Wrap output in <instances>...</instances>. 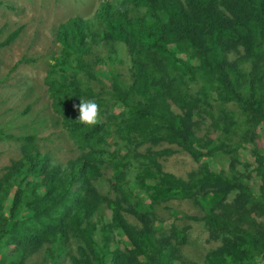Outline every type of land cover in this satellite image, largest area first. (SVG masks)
<instances>
[{
    "label": "trees",
    "instance_id": "trees-1",
    "mask_svg": "<svg viewBox=\"0 0 264 264\" xmlns=\"http://www.w3.org/2000/svg\"><path fill=\"white\" fill-rule=\"evenodd\" d=\"M55 40L45 83L78 155L52 163L35 134L0 129L21 148L0 174V264H198L180 252L185 229L155 211L181 198L220 242L202 264H263L264 0H105ZM162 143L198 167L164 171Z\"/></svg>",
    "mask_w": 264,
    "mask_h": 264
},
{
    "label": "rangeland",
    "instance_id": "rangeland-1",
    "mask_svg": "<svg viewBox=\"0 0 264 264\" xmlns=\"http://www.w3.org/2000/svg\"><path fill=\"white\" fill-rule=\"evenodd\" d=\"M103 1L0 0V41L22 27L12 42L0 48V129L13 138L35 134L38 149L47 153L52 163L65 164L69 158L78 155L61 123L54 122L56 117L45 83L48 63L57 55L59 47L55 40L56 30L70 17H93ZM96 68L101 73L100 78L109 82L104 67ZM204 130L202 127L201 133ZM263 143L264 140L259 141L260 145ZM19 145L15 139H0V174L3 167L20 158ZM166 147L173 151L159 158L164 171L185 179L198 167V163L176 145L162 143L152 148ZM242 151V157L252 162L248 151ZM212 167L218 169L219 166L213 164ZM253 179L252 188L257 192L258 179L255 176ZM98 186L102 192L110 191L106 181ZM155 211L165 220V225L173 223L177 229H185L187 241L180 248L183 258L202 264L206 254L219 246L220 242L209 237L204 222L198 218L204 211L195 200L181 198L162 202ZM99 215L109 219L110 210L103 208ZM41 257L42 251H38L28 260L38 262ZM59 264H70V261L65 259Z\"/></svg>",
    "mask_w": 264,
    "mask_h": 264
}]
</instances>
